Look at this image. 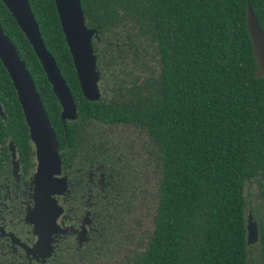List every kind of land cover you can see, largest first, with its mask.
Masks as SVG:
<instances>
[{"label":"trees","instance_id":"trees-1","mask_svg":"<svg viewBox=\"0 0 264 264\" xmlns=\"http://www.w3.org/2000/svg\"><path fill=\"white\" fill-rule=\"evenodd\" d=\"M28 1L62 71L74 72L54 0ZM247 5L264 30V0H81L84 14L96 10L101 36L130 33L140 54L157 60L156 105L131 111L155 159L143 210L149 234L113 264H264V80L255 75ZM0 24L39 75L1 0ZM0 89L18 106L1 61ZM90 109L109 120L123 114L101 103ZM248 213L258 228L254 244Z\"/></svg>","mask_w":264,"mask_h":264},{"label":"flooded vegetation","instance_id":"flooded-vegetation-1","mask_svg":"<svg viewBox=\"0 0 264 264\" xmlns=\"http://www.w3.org/2000/svg\"><path fill=\"white\" fill-rule=\"evenodd\" d=\"M95 13L83 12L87 27L95 29L91 42L99 74L97 99L84 96L71 55L74 72L62 71L64 64L44 42L70 90L75 117L62 118V107L36 55L39 75L38 67H30L19 54L58 141L62 183L54 194L55 222L47 232L36 215L38 161L29 128L15 90L18 106L8 105L9 94L0 89V264H109L103 260L110 243L124 228L137 229L131 219L125 223L133 212L140 217L144 210L155 159L145 124L131 111L147 108L148 101L156 105L157 60L140 54L139 40L130 33L101 36ZM100 103L123 114L114 120L99 117L90 108ZM114 127L121 133L115 134Z\"/></svg>","mask_w":264,"mask_h":264},{"label":"water","instance_id":"water-1","mask_svg":"<svg viewBox=\"0 0 264 264\" xmlns=\"http://www.w3.org/2000/svg\"><path fill=\"white\" fill-rule=\"evenodd\" d=\"M20 30L28 40L53 92L59 101L62 118L75 117V105L70 90L62 77L55 59L46 48L39 25L30 8L28 0H1ZM65 42L77 73L81 90L85 97L97 99L99 78L96 70V58L93 53L92 36L95 29L87 27L80 0H54ZM246 27L252 45V54L256 60L255 75L264 80V30L250 5L246 6ZM0 61L11 79L17 99L29 128L38 161L35 173L36 215L40 227L47 232L56 212L54 194L60 191L61 175L58 153V141L43 103L39 97L33 79L21 59L16 46L4 32L0 24ZM247 243L258 240L257 224L251 213L246 220ZM43 233V231H42Z\"/></svg>","mask_w":264,"mask_h":264},{"label":"rangeland","instance_id":"rangeland-1","mask_svg":"<svg viewBox=\"0 0 264 264\" xmlns=\"http://www.w3.org/2000/svg\"><path fill=\"white\" fill-rule=\"evenodd\" d=\"M113 131L115 134L121 133V128L120 127H114ZM134 204V203H133ZM134 207V206H133ZM143 210L141 211L140 217H142ZM134 212L130 216L129 220L125 223V225L130 221H134L135 223H138L137 229H131L129 227L124 228L121 231V234L119 236L118 240H114V242L110 243L109 246V251L106 254H109L107 258H105L103 261H108L110 263H113V261H116L117 259L120 258L122 253L128 250H132L137 248L138 246L142 243V240H146V233H145V228L148 227V224H146L144 221L140 219L138 215H134ZM136 235V236H134ZM139 242V244L137 243ZM138 244V245H137ZM107 262V263H108Z\"/></svg>","mask_w":264,"mask_h":264}]
</instances>
